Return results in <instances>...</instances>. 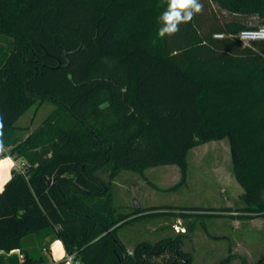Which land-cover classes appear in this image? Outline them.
<instances>
[{
	"label": "trees",
	"instance_id": "16d2710c",
	"mask_svg": "<svg viewBox=\"0 0 264 264\" xmlns=\"http://www.w3.org/2000/svg\"><path fill=\"white\" fill-rule=\"evenodd\" d=\"M199 2L201 12L160 38L167 0H0V35L11 39L0 46V143L23 162L0 193V251L20 250L22 264H62L25 248L24 238L45 233L80 264H190L182 237L129 251L119 230L224 209L124 213L99 172L110 167L112 180L177 164L184 184L189 151L225 138L242 211L264 217V39L237 38L264 24V0ZM44 103L54 108L19 139V118Z\"/></svg>",
	"mask_w": 264,
	"mask_h": 264
},
{
	"label": "rangeland",
	"instance_id": "374dc122",
	"mask_svg": "<svg viewBox=\"0 0 264 264\" xmlns=\"http://www.w3.org/2000/svg\"><path fill=\"white\" fill-rule=\"evenodd\" d=\"M208 9L222 15L215 5ZM246 21L259 24L254 16ZM10 45L11 39L0 35V46ZM34 107L20 123L28 124L36 111ZM53 108L44 103L36 111L34 123L41 122ZM5 147L9 152L10 147ZM187 164L184 184L180 183L182 175L177 164L148 167L143 172L123 169L112 180L108 177L110 167L99 172L111 182L114 202L124 213L133 212L137 203L171 211L180 207L224 209L215 217L193 214L182 218L171 214L127 222L119 236L129 251L145 241L154 245L163 239L182 237L183 250L192 255L190 264H263L264 217L242 211L246 207L241 197L243 188L233 176L229 139L211 140L194 147L189 151ZM190 223H194V228L186 231Z\"/></svg>",
	"mask_w": 264,
	"mask_h": 264
},
{
	"label": "crops",
	"instance_id": "0c3cea01",
	"mask_svg": "<svg viewBox=\"0 0 264 264\" xmlns=\"http://www.w3.org/2000/svg\"><path fill=\"white\" fill-rule=\"evenodd\" d=\"M34 108L36 111H38V108ZM36 111L31 114L28 124L25 122L20 123L19 121L24 115H22L17 121V125L22 127V129L18 131L19 139L25 138L42 122L41 121L39 123H34ZM7 150L8 148L0 143V155L2 153H5V156H0V193L4 190L6 183L12 177L13 171L15 169H19L21 167V164L23 163L22 159H16ZM139 206L143 207L142 205ZM24 246L34 255H36L37 253H43L45 255H48V257L53 262H62V264H69L66 261L67 251L62 241L60 239H54L52 235L45 233H33L24 238ZM24 259L25 257L23 256V253L18 249L12 250L10 252L0 251V264H22Z\"/></svg>",
	"mask_w": 264,
	"mask_h": 264
},
{
	"label": "clouds",
	"instance_id": "9594fccd",
	"mask_svg": "<svg viewBox=\"0 0 264 264\" xmlns=\"http://www.w3.org/2000/svg\"><path fill=\"white\" fill-rule=\"evenodd\" d=\"M202 7L199 0H167L166 10L158 17L162 25L158 29V37L164 38L178 32L179 25L190 22Z\"/></svg>",
	"mask_w": 264,
	"mask_h": 264
},
{
	"label": "built area",
	"instance_id": "2783aa9c",
	"mask_svg": "<svg viewBox=\"0 0 264 264\" xmlns=\"http://www.w3.org/2000/svg\"><path fill=\"white\" fill-rule=\"evenodd\" d=\"M216 37H223L224 34L217 33L215 34ZM237 38L243 43H250L254 40H263L264 39V24L259 27L253 28H246L241 30L237 34ZM22 167V164H21ZM66 261L69 264H80V261L76 258L75 253H68L66 254Z\"/></svg>",
	"mask_w": 264,
	"mask_h": 264
},
{
	"label": "water",
	"instance_id": "95a60500",
	"mask_svg": "<svg viewBox=\"0 0 264 264\" xmlns=\"http://www.w3.org/2000/svg\"><path fill=\"white\" fill-rule=\"evenodd\" d=\"M137 207H139V204L137 203Z\"/></svg>",
	"mask_w": 264,
	"mask_h": 264
}]
</instances>
